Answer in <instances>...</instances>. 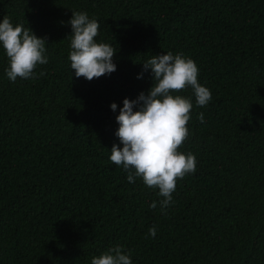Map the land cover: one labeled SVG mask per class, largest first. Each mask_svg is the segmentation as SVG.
I'll list each match as a JSON object with an SVG mask.
<instances>
[{"label": "trees", "instance_id": "16d2710c", "mask_svg": "<svg viewBox=\"0 0 264 264\" xmlns=\"http://www.w3.org/2000/svg\"><path fill=\"white\" fill-rule=\"evenodd\" d=\"M0 264H264V0H0Z\"/></svg>", "mask_w": 264, "mask_h": 264}]
</instances>
